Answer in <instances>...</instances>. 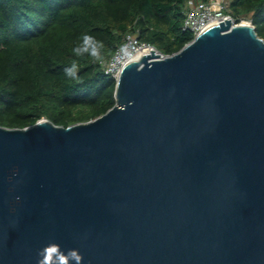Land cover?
Wrapping results in <instances>:
<instances>
[{
	"label": "water",
	"instance_id": "water-1",
	"mask_svg": "<svg viewBox=\"0 0 264 264\" xmlns=\"http://www.w3.org/2000/svg\"><path fill=\"white\" fill-rule=\"evenodd\" d=\"M115 105L0 125V264H264V39L218 22L125 65ZM19 198V199H17ZM72 264V262H70Z\"/></svg>",
	"mask_w": 264,
	"mask_h": 264
},
{
	"label": "trees",
	"instance_id": "trees-1",
	"mask_svg": "<svg viewBox=\"0 0 264 264\" xmlns=\"http://www.w3.org/2000/svg\"><path fill=\"white\" fill-rule=\"evenodd\" d=\"M190 0H0V125L27 128L93 120L115 105L117 80L105 73L128 33L165 56L194 40L183 29ZM196 2L208 0H195ZM236 23L249 20L264 39V0H228ZM85 35L100 59L73 49ZM77 63V78L65 69Z\"/></svg>",
	"mask_w": 264,
	"mask_h": 264
},
{
	"label": "built area",
	"instance_id": "built-area-1",
	"mask_svg": "<svg viewBox=\"0 0 264 264\" xmlns=\"http://www.w3.org/2000/svg\"><path fill=\"white\" fill-rule=\"evenodd\" d=\"M227 4L228 0H208L201 2L190 0L183 29L191 31L195 38L204 30L210 28V26L218 22H223L225 19H230L233 23H236L234 18L226 12ZM148 50H156V53L161 54L162 58L165 57L155 46L142 42L134 33H128L125 36L123 44L118 48L112 58L104 61L105 73L117 80L120 78L121 72L127 63L134 61L139 54Z\"/></svg>",
	"mask_w": 264,
	"mask_h": 264
},
{
	"label": "clouds",
	"instance_id": "clouds-1",
	"mask_svg": "<svg viewBox=\"0 0 264 264\" xmlns=\"http://www.w3.org/2000/svg\"><path fill=\"white\" fill-rule=\"evenodd\" d=\"M103 45L98 41H95L92 36L85 35L83 37V43L73 49L76 56H83L85 53L91 55L97 60L100 59V48ZM78 73V66L76 62L65 69V74L70 78L76 79ZM19 199V198H17ZM36 264H82L83 255L79 249H68L66 252L61 249V246L55 242H49L37 253Z\"/></svg>",
	"mask_w": 264,
	"mask_h": 264
},
{
	"label": "rangeland",
	"instance_id": "rangeland-1",
	"mask_svg": "<svg viewBox=\"0 0 264 264\" xmlns=\"http://www.w3.org/2000/svg\"><path fill=\"white\" fill-rule=\"evenodd\" d=\"M242 21H244V22H250L249 20H242Z\"/></svg>",
	"mask_w": 264,
	"mask_h": 264
},
{
	"label": "bare ground",
	"instance_id": "bare-ground-1",
	"mask_svg": "<svg viewBox=\"0 0 264 264\" xmlns=\"http://www.w3.org/2000/svg\"><path fill=\"white\" fill-rule=\"evenodd\" d=\"M246 23V22H245Z\"/></svg>",
	"mask_w": 264,
	"mask_h": 264
}]
</instances>
